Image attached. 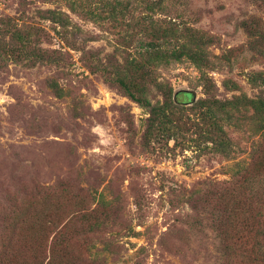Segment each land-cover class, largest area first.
<instances>
[{
    "label": "rangeland",
    "instance_id": "1",
    "mask_svg": "<svg viewBox=\"0 0 264 264\" xmlns=\"http://www.w3.org/2000/svg\"><path fill=\"white\" fill-rule=\"evenodd\" d=\"M121 1L130 2L132 9L137 4ZM179 7L180 13L172 15L177 22L215 37L210 74L218 98L264 97V89L249 81L252 71H264V57L261 49L248 50L250 38L241 24L264 23V0H183ZM76 8L78 13L65 2L0 0V18L30 29L39 46L63 59L56 66L0 57V209L46 187L68 189L78 197L90 196L91 210L102 200L112 206L111 221L92 238V259L104 264H213L218 255L214 234L188 232L193 223L189 191L208 190L212 197L211 190L250 167L256 151L264 148V130L250 120L239 128L227 126L234 148L230 158L208 148H176L173 142L147 146V109L93 73L85 54L99 51L101 57L115 55L122 61L119 43L137 29L112 30ZM48 10L64 13L72 26L62 28L45 18L42 12ZM234 48L235 57L227 63L222 57ZM155 71L175 92H192L195 100L205 97L200 72L190 61H172ZM53 80L66 92L64 98L51 88ZM152 88V103L163 101ZM44 214L43 207L32 210L18 237L40 240Z\"/></svg>",
    "mask_w": 264,
    "mask_h": 264
},
{
    "label": "trees",
    "instance_id": "2",
    "mask_svg": "<svg viewBox=\"0 0 264 264\" xmlns=\"http://www.w3.org/2000/svg\"><path fill=\"white\" fill-rule=\"evenodd\" d=\"M50 1L65 2L74 13L79 12V5L91 21L108 24L112 30L137 29L119 43L125 53L122 61L115 55L101 57L99 51L85 54L93 73L147 109L149 117L143 134L147 146H168L173 142L176 148H208L230 158L234 148L227 126L239 128L250 120L257 130H264V97L242 94L218 98L217 85L210 74L215 70L210 50L215 37L184 21L177 22L178 16L172 15L180 13L183 0H136L135 9L130 8V2L121 0ZM42 13L62 28L72 26L62 12ZM241 24L250 38L248 50L261 49L259 54L264 57V23L253 20ZM30 31L12 18H0V57L30 65H62L60 55L39 46ZM235 51L228 50L222 59L232 62ZM183 60L199 70L205 97L195 100L192 92H175L170 83L156 75L159 65ZM249 81L253 87L264 89V71H252ZM50 86L57 97L66 96L56 81ZM152 87L161 93L163 101L152 103ZM250 110L252 115L248 116ZM234 176L231 182L211 190L212 197L207 188L203 189L208 193L196 188L186 190L192 211L188 218L193 222L188 232L195 235L200 231L204 237L208 232L214 234L218 255L213 256V264H264V148L256 151L250 167H243ZM90 201V196L78 197L68 189L55 192L47 187L12 199L0 209V264H104L92 259L89 251L92 238L111 221L112 206L102 200L91 210ZM38 207L45 208L46 226L40 231V240L26 236L24 241L18 232L24 230V219Z\"/></svg>",
    "mask_w": 264,
    "mask_h": 264
}]
</instances>
